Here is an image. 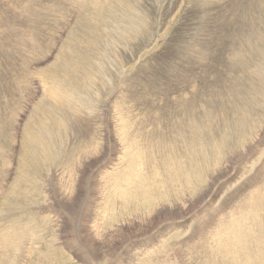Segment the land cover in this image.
<instances>
[{"label": "rangeland", "instance_id": "1", "mask_svg": "<svg viewBox=\"0 0 264 264\" xmlns=\"http://www.w3.org/2000/svg\"><path fill=\"white\" fill-rule=\"evenodd\" d=\"M0 264H264V0H0Z\"/></svg>", "mask_w": 264, "mask_h": 264}]
</instances>
